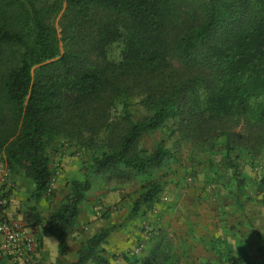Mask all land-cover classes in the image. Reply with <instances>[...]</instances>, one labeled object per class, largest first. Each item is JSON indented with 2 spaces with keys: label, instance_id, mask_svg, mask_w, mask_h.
Masks as SVG:
<instances>
[{
  "label": "trees",
  "instance_id": "16d2710c",
  "mask_svg": "<svg viewBox=\"0 0 264 264\" xmlns=\"http://www.w3.org/2000/svg\"><path fill=\"white\" fill-rule=\"evenodd\" d=\"M113 43L122 46L117 60L107 59ZM134 104L148 114L137 115ZM118 107L121 124L111 115ZM171 118L204 139L225 133L228 123L240 125L247 142L264 148V0H0V155L11 174L34 183L33 200L52 197L48 150L59 138L95 149L96 136L122 126L103 151L91 150L90 172L125 183L169 157L162 145L149 151L138 142ZM90 186L88 174L73 180L50 216L46 230L58 239L54 264H107L102 243L110 228L81 242L75 260L64 258L65 232ZM162 190L148 178L130 216L141 205L151 209ZM26 218L41 222L35 206ZM163 246L123 258L164 264Z\"/></svg>",
  "mask_w": 264,
  "mask_h": 264
},
{
  "label": "rangeland",
  "instance_id": "374dc122",
  "mask_svg": "<svg viewBox=\"0 0 264 264\" xmlns=\"http://www.w3.org/2000/svg\"><path fill=\"white\" fill-rule=\"evenodd\" d=\"M59 16L60 13L53 20L56 28H59ZM121 47V44L118 43L111 44L107 48V59L117 60L120 56ZM93 57L96 60L100 59L96 55H93ZM131 109L139 116L148 114V111L141 104H134ZM119 111H121L120 107L117 111L111 112L115 121L118 120ZM117 122L121 124L119 121ZM227 126L226 134L222 133L220 136H211L204 139V137L189 133L188 128H185V123L179 118H171L160 128L145 133L138 142V147L141 149L151 151L156 146L162 145L169 150V157H167L164 164L152 169L146 175L136 176L138 178L135 179V177L130 183H133L131 186L137 185V187L134 190H132V187L129 188L137 194L141 184L147 180V177L160 181L163 185L157 204L159 205L157 210L160 213L158 212L153 216L161 220L166 209H172L169 221L179 225L177 232L163 230L162 238L165 240L163 250L168 254L167 262L164 264H230L228 259L234 255L232 249L224 250L223 256L217 261H214V258L211 257H204L206 253L204 250H198L196 252L198 254H195L191 251V248L185 247V237L189 232L187 233L185 228H181V225L184 226L187 222L189 224L193 223L196 226V233L199 234L204 235L207 229L212 230L214 224L212 223L209 226L207 218L212 216L215 218V214H212V212L216 208L211 209L209 206L214 205L217 207L219 201L223 206L231 205L224 211L226 217L228 216L231 219L234 217V212L240 213L244 221L247 219L252 222V228H256L257 233L264 238V148L247 142L246 138L249 133L244 127L240 125L233 126L232 123H228ZM120 130H122V126L118 125L116 126V132L111 130L101 132L96 136L97 146L95 149L87 148L78 141L59 138L60 140L49 147L48 150L52 161L51 168L54 170L52 189L57 178H60L63 168L62 161L57 156L65 150H68L70 156L75 155L78 158L81 171L84 174L83 178L88 174L90 179L91 175L97 177V181L110 182L113 180L109 179L107 174L90 172V153L93 152L91 151L93 149L98 153L103 151L105 145L109 143L110 139L116 138ZM227 145L228 148L226 149ZM3 155L4 153L1 152L0 158L2 160ZM144 179L145 181H143ZM239 185L242 187L240 191L238 189ZM178 188L180 189L177 191ZM196 188H201L199 198L204 202L194 203L192 195ZM5 198L7 199L8 196H5ZM132 199L134 201V195ZM206 199L207 201H205ZM132 203H129L130 207ZM249 216L252 217L249 218ZM130 219L138 220V215L130 216ZM215 225L217 224L215 223ZM133 226L145 238H147L144 232L145 226L152 228L149 239L141 240L135 246L137 248L143 242L144 247L137 252L142 254L147 250L146 242L150 241V238H153L158 230L162 228L155 226L148 219H141L139 224ZM232 228H235V225ZM194 230L193 228V232ZM80 231L83 232V229ZM260 240L261 238L258 235V243ZM186 252L187 254H185ZM240 259L241 264H253V261L244 260L241 257ZM257 261L262 264L260 256ZM158 262L157 264H160Z\"/></svg>",
  "mask_w": 264,
  "mask_h": 264
},
{
  "label": "crops",
  "instance_id": "0c3cea01",
  "mask_svg": "<svg viewBox=\"0 0 264 264\" xmlns=\"http://www.w3.org/2000/svg\"><path fill=\"white\" fill-rule=\"evenodd\" d=\"M57 157L62 161L63 168L59 176L60 178H57L53 184L52 197L43 195L37 201L33 200L31 194L35 185L24 174H10L9 183L4 187L3 192L4 196H8L7 199L5 198L7 216L12 220L22 223L26 230L32 234L33 238H40L41 240L36 264H54L56 262L58 257V239L47 232L46 225L52 213L65 202L71 181L82 180L84 176L78 158L75 155L70 156L68 150L59 153ZM97 179V177L91 175V186L86 197L79 204L75 224L65 232L67 245L64 254L65 259L69 261L75 260L81 242L103 228H110L105 241L102 243L104 254L108 258L107 264H126L123 256L126 255L131 258L134 253L137 256L144 257L149 250L159 245L160 242L165 244V240L162 238L164 234L163 230L166 232L178 231L179 225L169 221L172 209H166L161 220L154 217L158 212L160 213L157 210V208L159 209V205H157L159 201L151 209H146L145 206L141 205L137 214L133 215H138V220L130 219L132 205L130 207L129 203L134 202L132 199L133 195L134 200L138 196V194L132 192L137 185L131 186L133 183H130V181L121 184L114 180L107 182L105 180L97 181ZM131 187L133 189L129 190ZM63 189L64 191H62ZM200 189L196 188L193 191L192 199L194 203L203 201L199 198ZM31 206L36 207L41 220L37 226L31 225L33 222L29 223V220L26 218V214ZM94 206H102L106 210L104 217L98 218L95 216L93 213ZM209 207L211 209L216 208L212 212V214H215V218L213 216L207 218L209 226L213 223L215 227L213 226L212 230L207 229L203 235L196 233V226L193 223L189 224L186 222L184 226L181 225V228L183 227L187 233L189 232L185 237V247L191 248V251L195 254H198L196 253L198 250H204L206 251L204 257L214 258V261L223 256L224 250L232 249L233 256L253 261V264H259L257 260L260 256L259 246L262 240L258 243L257 229L252 228V222H249L247 219L244 221L240 213L235 212L234 217L231 218L232 220L228 216L226 217L224 211L227 207H231V205L223 206V204H220V201L217 202V207L214 205ZM251 217L249 216V218ZM141 219H148L155 226L162 229L158 230V235L156 234L153 238H150V241L146 242L147 250L142 254H138L135 247L136 244L141 240L149 239V237L145 238L133 226L134 224H139ZM233 225H235V228H232ZM193 228L195 229L194 232ZM81 229H83V232L80 231ZM1 241L2 237L0 236V243ZM0 256V264H10L6 257Z\"/></svg>",
  "mask_w": 264,
  "mask_h": 264
},
{
  "label": "built area",
  "instance_id": "2783aa9c",
  "mask_svg": "<svg viewBox=\"0 0 264 264\" xmlns=\"http://www.w3.org/2000/svg\"><path fill=\"white\" fill-rule=\"evenodd\" d=\"M58 166V164H56ZM10 171L0 158V255L6 257L10 264H36L38 257L37 242L22 223L12 220L6 213V200L3 195L4 187L9 183ZM93 213L101 218L106 210L102 206H94ZM145 236L150 237L152 228L145 226ZM144 247L141 242L136 251Z\"/></svg>",
  "mask_w": 264,
  "mask_h": 264
}]
</instances>
